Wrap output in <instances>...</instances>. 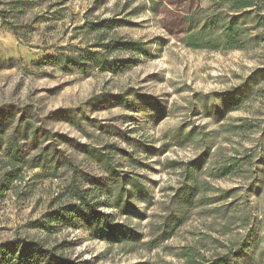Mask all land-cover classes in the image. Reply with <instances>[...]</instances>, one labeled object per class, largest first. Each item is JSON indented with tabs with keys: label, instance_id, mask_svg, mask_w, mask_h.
Returning a JSON list of instances; mask_svg holds the SVG:
<instances>
[{
	"label": "rangeland",
	"instance_id": "obj_1",
	"mask_svg": "<svg viewBox=\"0 0 264 264\" xmlns=\"http://www.w3.org/2000/svg\"><path fill=\"white\" fill-rule=\"evenodd\" d=\"M257 1L262 24L245 22L242 49H190L186 31L217 10L233 12L215 0H0V166L11 133L24 161L48 151L43 166L22 162L20 180L7 182L0 170V245L32 242L71 264H183V246L207 258L250 230L264 264V0ZM53 57L85 70H62ZM97 59L115 71L100 70ZM226 158L236 160L234 173L210 177L208 167ZM133 179L145 193L134 194ZM72 182L139 240L97 238L84 216L62 213L77 203ZM218 213L249 216L240 226ZM164 217L178 223L149 248ZM11 257L0 264H15Z\"/></svg>",
	"mask_w": 264,
	"mask_h": 264
},
{
	"label": "trees",
	"instance_id": "obj_2",
	"mask_svg": "<svg viewBox=\"0 0 264 264\" xmlns=\"http://www.w3.org/2000/svg\"><path fill=\"white\" fill-rule=\"evenodd\" d=\"M217 4L223 5L232 11L231 16H223L219 10L210 15H206L201 23L195 28L186 31L185 36L182 39L183 44L190 49H242L249 37L246 35L247 29L245 28V22L247 20L255 21L256 24H262V19L257 15V0H215ZM0 17L4 19L2 12L0 11ZM15 34V33H14ZM258 38V35H254ZM133 50L139 52H145L140 43L134 42L131 44ZM54 62H58L62 70H68L72 66H75L80 72H84V67L80 65L75 59H59L53 57ZM71 66V67H70ZM97 66L100 70H107L114 72L113 65H110V61H104L97 59ZM240 93L232 96L239 98ZM115 102L121 103L123 101L122 95H115L112 97ZM235 104H232L234 106ZM125 107H128V103L125 101ZM32 137L35 138V131L32 132ZM46 149H41L36 156L31 157L28 161H24V157L20 153V149L14 143V135H9V140L4 148L5 161L1 162L0 170L4 171L3 176L8 177L7 182L22 178V162L27 165L43 166L41 161L47 160ZM29 162V163H28ZM236 160L234 158H226L220 162H217L214 167H208L207 173L212 178H220L234 173V168L237 167ZM69 170L73 173L75 168L71 164H67ZM73 177V176H72ZM71 177V178H72ZM134 180V179H133ZM134 194L145 193L144 188L136 180L133 181ZM69 188L71 191L69 195L75 196L77 203L68 204L62 207V213L71 215L78 213L77 216H84L85 226L89 227L92 235L109 240L110 242H134L139 238L130 230L121 225H115L107 221L103 214H99L95 211L94 205L85 200V196L81 194L76 186L70 183ZM194 188H199L198 185H194ZM231 191H223L217 200L225 199L229 197ZM75 194V195H74ZM133 196V193H129L128 197ZM120 194L116 196L114 203L119 206ZM207 200V199H204ZM212 200L207 201L211 203ZM124 209H127L128 204L123 203ZM71 213V214H70ZM217 214V213H214ZM225 217L227 223L231 221L239 222L240 226L244 225L248 220V213L236 215V213H218ZM64 220L60 216H56V220ZM177 224L178 221H171ZM170 217L163 218V226L154 230L151 228V237L146 241V245L149 248H154L159 241L166 239L168 233L166 230L171 228L172 223ZM258 242L256 237L250 230L242 236L241 239L234 243L228 241L223 244V250L221 252L215 251L210 254L209 257L204 258L196 246H183L178 253L179 257L184 260L183 264H259L257 257L252 251V248L257 246ZM8 245H0V261L6 260L7 257L15 261V264H40V261L45 260L46 264H71L70 261L63 259L59 255H55L52 250H44L35 243H22L19 247L16 244L10 245L11 252L8 250ZM262 251L258 252V256L261 257ZM5 262V261H4ZM3 262V263H4Z\"/></svg>",
	"mask_w": 264,
	"mask_h": 264
}]
</instances>
